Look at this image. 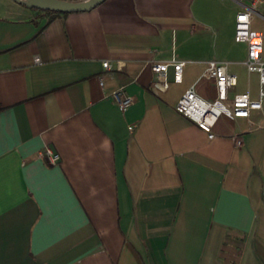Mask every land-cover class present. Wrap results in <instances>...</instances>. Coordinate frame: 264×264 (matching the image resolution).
Wrapping results in <instances>:
<instances>
[{"label":"crops","instance_id":"1","mask_svg":"<svg viewBox=\"0 0 264 264\" xmlns=\"http://www.w3.org/2000/svg\"><path fill=\"white\" fill-rule=\"evenodd\" d=\"M238 10L103 0L63 14L0 0V264H264V102L219 117L211 138L175 110L191 85L214 98L198 79L209 60L235 76L228 103L258 97ZM171 56L181 80L169 67L155 92L150 66ZM120 85L133 99L123 112Z\"/></svg>","mask_w":264,"mask_h":264},{"label":"built area","instance_id":"2","mask_svg":"<svg viewBox=\"0 0 264 264\" xmlns=\"http://www.w3.org/2000/svg\"><path fill=\"white\" fill-rule=\"evenodd\" d=\"M239 5L235 14L234 40L246 44V58L244 65L248 72H255L258 77V97L252 98L247 92L235 93L228 101V91L236 83L235 76L227 71L225 62L209 60L199 74L198 79L213 81L215 96L206 99L199 96L193 85L188 87L179 97L175 104V110L182 116L194 122L200 129L211 138L212 128L216 120L225 116L229 119L246 118L252 110H259L264 102V60L261 58L263 51V39L260 28L253 22L259 16L258 6L264 0H234ZM37 60V58H35ZM106 68L111 67L106 61L103 62ZM185 64L184 60L176 59L174 56L167 61L154 62L151 70L155 74L152 82V89L155 92H165L168 89L167 70L169 67L174 72V80H181V69ZM99 85L103 83L100 80ZM111 100L120 111H125L133 99L126 93L125 86L120 85L110 94ZM49 163L58 161V154L45 146L39 153Z\"/></svg>","mask_w":264,"mask_h":264},{"label":"water","instance_id":"3","mask_svg":"<svg viewBox=\"0 0 264 264\" xmlns=\"http://www.w3.org/2000/svg\"><path fill=\"white\" fill-rule=\"evenodd\" d=\"M15 2L24 5L30 9H44L58 13H72L88 11L103 0H14Z\"/></svg>","mask_w":264,"mask_h":264},{"label":"rangeland","instance_id":"4","mask_svg":"<svg viewBox=\"0 0 264 264\" xmlns=\"http://www.w3.org/2000/svg\"><path fill=\"white\" fill-rule=\"evenodd\" d=\"M260 11H261V13H264V10H260ZM258 20L262 24L263 52H262V55L261 56H262V59H264V19L258 17Z\"/></svg>","mask_w":264,"mask_h":264},{"label":"trees","instance_id":"5","mask_svg":"<svg viewBox=\"0 0 264 264\" xmlns=\"http://www.w3.org/2000/svg\"><path fill=\"white\" fill-rule=\"evenodd\" d=\"M68 1H79V0H68ZM35 10H37L39 12H45V13H55V12L44 10V9H35ZM63 14H66V13H63Z\"/></svg>","mask_w":264,"mask_h":264}]
</instances>
